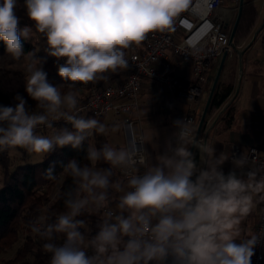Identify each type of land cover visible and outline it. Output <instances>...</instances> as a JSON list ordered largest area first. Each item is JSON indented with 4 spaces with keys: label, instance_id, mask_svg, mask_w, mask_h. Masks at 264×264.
<instances>
[{
    "label": "clouds",
    "instance_id": "1",
    "mask_svg": "<svg viewBox=\"0 0 264 264\" xmlns=\"http://www.w3.org/2000/svg\"><path fill=\"white\" fill-rule=\"evenodd\" d=\"M189 0H24L27 16L38 33L46 38L45 51L57 60L58 75L68 83L53 85L32 53L25 54L22 37L28 39L31 28H19L17 0H0V42L14 60L26 63L25 91L36 102L35 110L19 94L14 106L0 105V151L23 148L45 155L71 146L83 149L85 159L76 158L62 165V173L72 180L73 188L64 195L65 211L55 223L37 219L31 231L45 241L49 264H251L258 234L241 239L239 225L254 207V193L264 190V177L255 170L243 176L227 175L215 150L203 145L206 168L198 169L189 145L193 143L190 122L176 121L175 147L157 157L156 166L146 165V155L134 139L123 147L104 143L99 149L88 143L93 135H106L108 126L96 118L78 115V96L72 91L77 82L88 84L107 79V74L128 67L126 50L139 46L149 33L172 28L174 20ZM63 119L72 130L60 129L49 137L37 133L40 126L51 128ZM115 127L112 131H116ZM141 144L143 140L139 141ZM248 158H233L237 169H245ZM103 162L108 168L97 165ZM137 163L145 173L129 175ZM113 169L127 176V191L122 181L112 182ZM196 174L195 180L192 177ZM46 179L56 180L53 167ZM124 192L116 210L102 213L97 235L87 239L79 231L85 227L76 217L83 212L107 209V190ZM264 199V196L260 197ZM127 213V217H125ZM62 242H57L60 237ZM241 239L240 243H236ZM91 249L93 254L88 255Z\"/></svg>",
    "mask_w": 264,
    "mask_h": 264
},
{
    "label": "crops",
    "instance_id": "2",
    "mask_svg": "<svg viewBox=\"0 0 264 264\" xmlns=\"http://www.w3.org/2000/svg\"><path fill=\"white\" fill-rule=\"evenodd\" d=\"M256 1L252 0V2ZM257 22L256 19L250 34L240 40L239 44L236 45L235 49H232L226 59L217 89L222 91L226 87L231 86L232 91L228 100L224 103L228 104L225 108L223 104L220 108L209 110L206 125L202 130L196 147L199 149L198 169L207 167L204 162L207 157L202 147L205 144L214 148V156L217 160L223 159L224 156L228 157L219 166L225 175L230 171H235L237 175L243 176L246 167L250 166V164L245 165V169L235 168L233 164L234 157L232 156L233 146H237L242 154H246L251 147H257L260 153L264 154V49L260 38L264 20L262 23ZM127 54L128 50H126ZM169 58L172 62V75L186 81H193L190 66L181 63L172 52L169 53ZM220 60L221 58L212 65L208 81L203 86L202 95L195 104H190L179 98L174 88L169 85L155 83L148 79L144 81L140 95V108L135 118L137 120L136 131L144 136L148 166H156L158 164L157 157L165 153L170 154L169 147H175L176 133L178 132L175 122L180 121L181 114L192 109L200 121ZM124 75L123 70H118L115 73L107 74V79H102L98 82L100 84L118 82L123 79ZM72 91L77 93L78 101H80L82 97L81 91L76 89ZM100 121L109 128L108 133L105 135L107 143L119 147L126 145V137L120 119L107 115L102 117ZM113 127L117 130L112 131ZM51 130L52 128L46 130L44 134L50 133ZM116 136H118V139H116ZM91 139L94 141L93 137ZM190 148L191 144L189 145ZM126 185V183L122 182L124 191H127ZM123 194L124 192L115 190L111 198H109L107 209L90 213L99 216L103 220L102 213L109 209L115 211L118 198ZM253 195L254 207L239 225L241 239H246L254 234V229L258 222L256 210L259 194L256 192ZM124 215L127 217V213ZM84 228L87 232L92 231L89 224H85ZM241 239H237L235 242L240 243ZM167 264H172L171 257H169Z\"/></svg>",
    "mask_w": 264,
    "mask_h": 264
},
{
    "label": "built area",
    "instance_id": "3",
    "mask_svg": "<svg viewBox=\"0 0 264 264\" xmlns=\"http://www.w3.org/2000/svg\"><path fill=\"white\" fill-rule=\"evenodd\" d=\"M241 0H189L186 9L175 18L171 29L164 32L149 33L139 46L128 49L126 59L129 64L123 69L124 77L121 81L100 84L90 82L81 84L77 82L73 89L80 90L81 100L77 108V114L87 118H102L112 115L121 120L123 132L126 137V145L136 139L137 146L142 147L146 155L145 142L142 133L136 131L135 115L140 108V95L143 83L146 79L169 85L174 88L177 96L190 104H195L202 95L203 86L208 81L209 71L224 53L232 52L230 46V22L238 13ZM24 4V0H20ZM46 39L43 34H41ZM261 43L264 49V25ZM172 52L181 63L191 67L193 81H186L171 74L172 62L169 53ZM57 65H62L65 60L53 57ZM228 104H224L225 108ZM180 121L190 122L193 140L199 119L194 110L180 115ZM69 125L63 119L54 121L53 126ZM50 128L40 126L37 133H42ZM179 131V129H178ZM245 155L248 160L246 171L255 170L259 177H264V154L257 147H251L246 154H242L237 146L232 148V156L235 158ZM146 165H148L146 155ZM123 182L127 184V176L121 170L116 169ZM129 175L142 176L146 166L137 163L135 169H126ZM257 205L258 222L254 234H258V242L254 246V254L251 264H264V190L258 192ZM35 221V220H34ZM30 235L39 238L32 231ZM62 242V241H59ZM88 255H92L91 249Z\"/></svg>",
    "mask_w": 264,
    "mask_h": 264
},
{
    "label": "trees",
    "instance_id": "4",
    "mask_svg": "<svg viewBox=\"0 0 264 264\" xmlns=\"http://www.w3.org/2000/svg\"><path fill=\"white\" fill-rule=\"evenodd\" d=\"M257 19V11L252 0H245L242 18L234 38V44L238 45L240 40L247 37L255 25ZM31 22V26L34 24ZM25 24L19 22V28ZM41 35V33H40ZM42 37V35H41ZM43 38V37H42ZM44 39V38H43ZM46 40V39H44ZM25 54L32 53L34 58L40 61V65L47 73V79L53 85H61L64 81L58 75V65L55 59L46 55L44 52L35 54V44L30 38L24 39ZM6 53L5 46L0 42V54ZM218 88V87H217ZM62 92L69 90L68 83H64ZM75 90V89H71ZM231 86L226 87L222 91L216 90L213 97L210 110L220 108L229 98L231 94ZM19 94L27 101V107L30 110H35L36 102L33 101L25 91V87L19 88L15 92L6 93L0 89V105L10 106L14 97ZM99 118L98 120H100ZM60 129L67 128L72 130V126L59 125ZM95 145L99 149L104 143H107L105 135L93 136ZM90 143V139L88 141ZM86 144L83 149H73L71 146H65L62 149H57L52 153L45 154L43 162L38 164H28L20 166L8 178L3 188L0 189V253L9 250L15 245L20 237V232L23 228H27L31 232L30 224L38 218L45 220L46 223H55L56 216L65 211L64 199L65 193L74 187L70 177L62 173V165L66 164L70 159L76 158L81 164L88 163L85 159ZM4 153L0 154L3 161ZM194 160L199 166V149L194 151ZM6 160V159H5ZM49 167H53L57 179L52 181L46 179L45 173ZM97 167L108 168L109 165L100 162ZM114 175L111 178L112 182H123L116 169H113ZM196 174L192 177L195 180ZM114 187H110L108 197L111 198L115 192ZM78 220H83L85 224H89L92 228L91 232L82 227L79 229L87 239H91L98 234L102 219L90 212H83L76 217ZM29 235L25 238L22 246L16 250L13 258L3 262V264H49L50 256L47 254L42 245L45 243L43 239ZM63 237L57 241H62Z\"/></svg>",
    "mask_w": 264,
    "mask_h": 264
},
{
    "label": "rangeland",
    "instance_id": "5",
    "mask_svg": "<svg viewBox=\"0 0 264 264\" xmlns=\"http://www.w3.org/2000/svg\"><path fill=\"white\" fill-rule=\"evenodd\" d=\"M254 6L257 11V23H262L264 20V0H257L254 2ZM16 15L20 18L19 22H23L25 26L31 28L30 36L32 42L35 44V54L45 53L47 45L46 40H44L40 33H38L35 29V26H31V22L27 16V10L20 2L17 0V7L15 9ZM237 13L234 15L230 22V29L233 26ZM27 55V54H26ZM49 56V55H48ZM31 62L30 59L26 60L24 57L21 58L20 61H14L7 53L0 54V89L6 93H13L19 88L26 87L25 77L27 75L26 72V63ZM218 69V68H217ZM216 75V74H215ZM16 101H12L10 106H14ZM51 129V128H50ZM60 130L59 126H55L52 128L51 132L48 134H44L43 131L40 135L45 136H53ZM118 139V136H116ZM90 143H94L93 139L90 140ZM4 153L3 161L0 157V189L4 187L5 182L8 178L17 170L18 167L28 165V164H38L44 161L45 155H37L34 153H30L23 148H7L0 151V154ZM6 159V160H5ZM29 230L27 228H23L20 232V237L18 242L13 245V247L9 250H5L0 253V264L13 258L16 254V250L22 246L25 238L29 235Z\"/></svg>",
    "mask_w": 264,
    "mask_h": 264
},
{
    "label": "water",
    "instance_id": "6",
    "mask_svg": "<svg viewBox=\"0 0 264 264\" xmlns=\"http://www.w3.org/2000/svg\"><path fill=\"white\" fill-rule=\"evenodd\" d=\"M243 8H244V0H241L240 1V7H239V10H238L235 22H234V24H233V26L231 28V31H230V46H231L232 49L236 48V45L234 44V38H235V35L237 33V30H238V27H239V24H240V21H241V18H242ZM228 55H229V53L226 52L221 57V60H220V63H219V66H218V69H217L213 84H212V88H211V91H210L206 106H205L204 111L202 113V116L200 118L197 130H196V134H195V136L193 138V143L191 144L190 151L193 154H194V151L196 150L197 143L199 141V137H200V135L202 133V130H203L204 126L206 125V118H207V115L209 113L213 97H214V95L216 93V90H217V87H218V84H219V81H220V77L222 75V72H223V69H224V66H225V62H226V59H227Z\"/></svg>",
    "mask_w": 264,
    "mask_h": 264
}]
</instances>
